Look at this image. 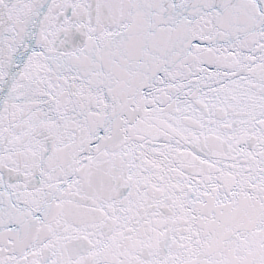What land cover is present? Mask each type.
<instances>
[{"label": "snow or ice", "instance_id": "obj_1", "mask_svg": "<svg viewBox=\"0 0 264 264\" xmlns=\"http://www.w3.org/2000/svg\"><path fill=\"white\" fill-rule=\"evenodd\" d=\"M0 264H264V0H0Z\"/></svg>", "mask_w": 264, "mask_h": 264}]
</instances>
